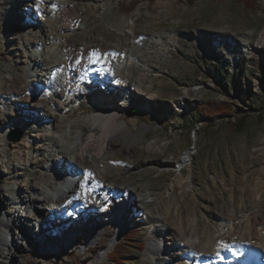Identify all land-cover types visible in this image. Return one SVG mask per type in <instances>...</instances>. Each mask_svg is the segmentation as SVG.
<instances>
[{
  "label": "rangeland",
  "instance_id": "obj_1",
  "mask_svg": "<svg viewBox=\"0 0 264 264\" xmlns=\"http://www.w3.org/2000/svg\"><path fill=\"white\" fill-rule=\"evenodd\" d=\"M80 2L67 16L71 23H66L61 43L84 48L99 45L94 38H101L103 46L97 48L102 53L91 50L89 55L117 60L119 80L122 76L129 79L128 100L119 121L132 122V134L113 140L116 146L112 150L102 145L107 153L95 166L105 168L108 181L119 186L117 193L103 188V206L108 205V210L140 191L144 204L139 208L144 213L134 210L131 219V213H124V233L112 248L117 233L107 227L86 253H72L65 264H99L98 260L100 264H173V257L164 253L147 255V244L160 241L155 244L160 251L176 244L172 249L177 253L178 245L195 236L200 241L209 235L217 238L223 227L244 212L258 213L255 230L264 241V40L260 44L264 0ZM24 5L19 0H0V74L8 77L19 73L22 56L30 53L29 49L19 50L22 41L10 38L13 33L23 38L22 22L31 15L23 12ZM45 6L50 9V3ZM128 53L134 57L131 62ZM101 87L86 89L87 94L63 108L70 113L62 135H69V125L94 111L93 101L96 93L101 95ZM185 92L190 99L183 98ZM107 99L102 96L100 100ZM25 106H14L15 114L8 122L22 121ZM217 108H228L229 114ZM16 132L8 131L5 140L11 142L8 136ZM54 139L42 136L35 149L31 140L28 163L14 168V160H8L9 176L0 178V184L12 181L20 192L22 185L29 189L43 183L44 168L57 150ZM39 146L44 151L39 153ZM63 146L68 147L66 142ZM186 152L190 161L182 174L187 181L170 191L178 177L177 162ZM161 161H168L169 167L160 168ZM91 170L96 179L95 169ZM1 199L5 203V197ZM15 202L6 209L12 219L16 214L10 207ZM159 207H170L164 216L165 226L173 231L171 237L159 235ZM100 219H104L102 213ZM193 221L194 230L190 228ZM181 227L188 229L183 233Z\"/></svg>",
  "mask_w": 264,
  "mask_h": 264
},
{
  "label": "bare ground",
  "instance_id": "obj_2",
  "mask_svg": "<svg viewBox=\"0 0 264 264\" xmlns=\"http://www.w3.org/2000/svg\"><path fill=\"white\" fill-rule=\"evenodd\" d=\"M80 1L19 0L27 7L23 12H31V15L29 20L24 17L25 21L22 22L25 32L23 38L14 33L10 38L22 41L23 47H19V50L29 49L30 53L22 56L19 73L11 77L7 73L0 74V178L9 176L6 166L8 160H14V168L25 166L32 143L34 142L35 149L41 144L42 136L55 137L53 141L57 150L55 157L44 168L46 175L43 183H37L29 189L22 185L20 192L12 181L0 184V196L5 197V209L0 213V264H49L50 256L51 264H65L72 253H86L91 244L103 236L107 227H113L117 233L110 244L109 248H112L124 233V213H131L130 219L134 210L135 214L144 213L139 208L144 204L143 192L140 191L126 200L121 199V204H115L108 210V205L103 206V188L115 193L119 186L108 181L105 168L96 169L95 166L107 153L102 151V145L112 150L116 146L113 140L120 135L132 134L130 126L133 123L119 121L120 112L124 110L123 106H126L128 100L126 89L129 79L122 76L119 80L120 66L117 60L109 62L103 56L89 55L88 51L91 50L101 52L104 43L101 38H94L99 45L85 47L79 44L87 50L70 43L66 46L61 43L62 33L67 31L66 23H71L67 16L74 13L71 12L72 7L80 5ZM49 3L50 9L46 10L45 4ZM44 14L49 15L45 18ZM78 30L82 31L81 25ZM263 40L261 39L260 44ZM128 55L131 62L134 57L130 53ZM130 69L133 68L129 67ZM43 72L46 74L42 78ZM96 82L99 84H95ZM96 85L102 87L98 89L101 95L96 93L97 101H93L94 111L69 125V135H62L63 124L67 122L70 113L63 108L72 104L76 97L87 94L86 89ZM102 96L110 99L101 102ZM114 97L115 101L112 100ZM183 98L190 99V96L186 93ZM22 103L26 104L23 107V120L9 123L8 120L15 114L12 108ZM142 111L146 113L147 109L142 108ZM31 114H35L37 118H32ZM142 128L143 131L148 129L146 126ZM14 130L23 137L18 142L6 141L4 135ZM31 131L35 134L30 133ZM64 142L68 146L66 150L63 148ZM40 151H44V148L39 146V153ZM189 157L190 154L186 152L177 162L178 177L170 186V191L178 183L187 181L183 179L182 170L188 166ZM92 167L95 169L96 179L92 177ZM167 167L169 162L161 161L160 168ZM86 172L91 174L90 181L85 179ZM49 180H53V183L48 184ZM85 186L92 190L90 194L85 193ZM15 199V204L10 207L13 214H16L12 219L11 212L8 213L6 209L10 206L8 203ZM162 207H159L156 216L162 227L159 235L171 237L173 231L165 226L166 215L164 216V213H169L170 207H165V211ZM101 213L103 220L100 219ZM256 214L258 213L250 215L244 212L234 222H230L229 226L221 227L217 238L209 235L204 241H200L201 239L196 236L194 239L192 235L191 241L177 246V253L172 249L176 244L168 248L164 246L160 251L155 247L156 243L161 244L160 241L153 240L147 244L146 254L153 257L157 255V251L164 253L173 257V264H264V241L255 230ZM135 223L136 220L133 221ZM195 227L196 222L193 221L190 228L194 230ZM186 229L181 227L183 233Z\"/></svg>",
  "mask_w": 264,
  "mask_h": 264
},
{
  "label": "water",
  "instance_id": "obj_3",
  "mask_svg": "<svg viewBox=\"0 0 264 264\" xmlns=\"http://www.w3.org/2000/svg\"><path fill=\"white\" fill-rule=\"evenodd\" d=\"M20 139H21V134L19 132L11 133L8 136V140L11 142H18V141H20ZM3 208H4V203L0 199V213L3 210Z\"/></svg>",
  "mask_w": 264,
  "mask_h": 264
},
{
  "label": "snow or ice",
  "instance_id": "obj_4",
  "mask_svg": "<svg viewBox=\"0 0 264 264\" xmlns=\"http://www.w3.org/2000/svg\"><path fill=\"white\" fill-rule=\"evenodd\" d=\"M85 179L90 181L91 180V174L86 172L85 173ZM84 190H85V193H87V194H90L92 191L90 188H88L86 186H85Z\"/></svg>",
  "mask_w": 264,
  "mask_h": 264
},
{
  "label": "trees",
  "instance_id": "obj_5",
  "mask_svg": "<svg viewBox=\"0 0 264 264\" xmlns=\"http://www.w3.org/2000/svg\"><path fill=\"white\" fill-rule=\"evenodd\" d=\"M218 110H222L221 112L223 113V114H225V115H228L229 114V112H227L228 111V108H217ZM209 116V115H208Z\"/></svg>",
  "mask_w": 264,
  "mask_h": 264
},
{
  "label": "built area",
  "instance_id": "obj_6",
  "mask_svg": "<svg viewBox=\"0 0 264 264\" xmlns=\"http://www.w3.org/2000/svg\"><path fill=\"white\" fill-rule=\"evenodd\" d=\"M98 261H99V264H100V260H98ZM49 264H51V256L49 258Z\"/></svg>",
  "mask_w": 264,
  "mask_h": 264
}]
</instances>
